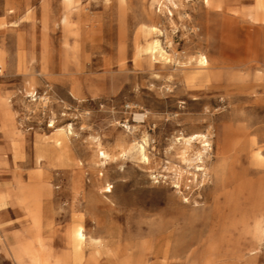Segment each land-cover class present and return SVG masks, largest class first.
Segmentation results:
<instances>
[{
    "label": "rangeland",
    "instance_id": "obj_1",
    "mask_svg": "<svg viewBox=\"0 0 264 264\" xmlns=\"http://www.w3.org/2000/svg\"><path fill=\"white\" fill-rule=\"evenodd\" d=\"M170 1L0 0V264H264V20Z\"/></svg>",
    "mask_w": 264,
    "mask_h": 264
},
{
    "label": "bare ground",
    "instance_id": "obj_2",
    "mask_svg": "<svg viewBox=\"0 0 264 264\" xmlns=\"http://www.w3.org/2000/svg\"><path fill=\"white\" fill-rule=\"evenodd\" d=\"M224 0H205V5H206V9L208 10V12L211 11V9H218L221 12H225L226 10V6L223 4ZM242 2L247 1V0H240ZM255 1V11L250 14L253 21L255 23H260L264 20L263 15L261 13V11L264 10V0H253ZM171 4L176 5L174 1H170ZM195 7V5L193 6ZM202 8L201 5H198V9ZM160 11L162 13L166 14V11L160 8ZM173 11L171 8H169V15H172ZM195 20L194 19H189V22H192ZM201 23V20L198 19V24ZM156 29V28H155ZM142 53V48L140 46V35L137 36V42H136V56L140 57ZM198 79H200V74H201V70L202 69H208L209 68V59L208 56L205 54H201L198 58ZM193 79V77H190L188 79L189 82H191V80ZM139 117H141V115H138ZM66 131L64 133H62L60 136L56 137L54 139V146L57 148V151L59 153V159L62 160L63 158V142H64V137H62V135L66 136ZM199 136V134H198ZM206 137V135H204ZM207 138V137H206ZM255 143V142H254ZM205 144V143H204ZM256 144V143H255ZM142 147H144L142 145ZM101 154L107 158V154L102 151ZM201 158V157H200ZM251 163L252 166L255 168V170L257 172H264V154H263V146H258L257 149L253 152L252 156H251ZM104 192H111L112 191V186L110 185V183L106 184L103 187ZM84 233H83V228L81 225H78L74 230H73V235H72V256L73 258L77 256L78 252L80 251L81 247H82V243L84 241ZM84 250V249H83Z\"/></svg>",
    "mask_w": 264,
    "mask_h": 264
},
{
    "label": "built area",
    "instance_id": "obj_3",
    "mask_svg": "<svg viewBox=\"0 0 264 264\" xmlns=\"http://www.w3.org/2000/svg\"><path fill=\"white\" fill-rule=\"evenodd\" d=\"M262 68H263V71H264V64H263Z\"/></svg>",
    "mask_w": 264,
    "mask_h": 264
}]
</instances>
